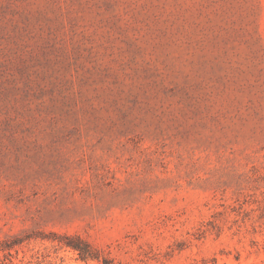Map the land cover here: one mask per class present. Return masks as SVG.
I'll list each match as a JSON object with an SVG mask.
<instances>
[{"label":"rangeland","instance_id":"374dc122","mask_svg":"<svg viewBox=\"0 0 264 264\" xmlns=\"http://www.w3.org/2000/svg\"><path fill=\"white\" fill-rule=\"evenodd\" d=\"M105 258L264 264V0H0V264Z\"/></svg>","mask_w":264,"mask_h":264},{"label":"trees","instance_id":"16d2710c","mask_svg":"<svg viewBox=\"0 0 264 264\" xmlns=\"http://www.w3.org/2000/svg\"><path fill=\"white\" fill-rule=\"evenodd\" d=\"M67 245L76 249L79 252L80 256L83 258L98 257L97 254L92 250L90 244L84 241L83 239H81L80 237L70 238L69 241L67 242ZM104 264H115V263H112L111 260L105 258Z\"/></svg>","mask_w":264,"mask_h":264}]
</instances>
